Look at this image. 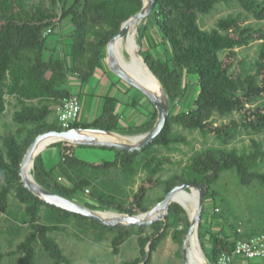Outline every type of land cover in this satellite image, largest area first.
<instances>
[{"label":"trees","instance_id":"16d2710c","mask_svg":"<svg viewBox=\"0 0 264 264\" xmlns=\"http://www.w3.org/2000/svg\"><path fill=\"white\" fill-rule=\"evenodd\" d=\"M220 1L157 0L152 13L140 23V53L165 87L171 103L166 126L153 141L142 149L129 150L59 140L51 145L58 152L57 162L48 167L44 154L39 153L33 167L36 180L50 190L91 208L130 214L149 210L147 192L160 184H164L165 193L159 201L181 182L205 184L208 191L199 235L204 249L203 237L211 235V252L206 254L213 264H218L217 258L222 252H231L238 239L264 231V227L258 232L241 231L225 218L220 230L204 229L205 209L209 200H215L219 194L216 182L224 171L235 170L244 184L257 180L264 186V169H260L264 168V25H246L239 16L230 15L220 18L215 27L204 28L200 16L211 12ZM237 1L260 20L264 19V0ZM143 6L144 0H73L71 3L68 0H0V115L14 99L20 105L14 113L19 128L0 130V214L10 217L11 234L20 235L24 228L29 229L16 251L8 253L20 254L18 264H39V249L52 258L50 264H74L52 235L54 231L64 230L72 217L86 229H95L100 240L107 232H112L116 253L138 233L141 255L121 264L143 262L148 247L150 257L144 264H151L154 252L170 228H174V240L181 245L184 243L190 218L188 210L178 201L171 203L165 219L149 225H108L47 202L25 186L20 174L23 158L35 137L48 129H64L58 107L64 97L76 94L71 79L90 80L105 62L110 39ZM66 18L73 26L68 34L69 42L63 43V36L58 34L56 42L50 43L49 36L60 29L61 21ZM49 27L53 31L45 35ZM254 40L261 41L257 69L251 72L246 61L238 59L237 48ZM161 45L164 56L156 50ZM192 83L197 94L192 105L185 107V97ZM139 103L137 99L131 105ZM119 104V98L106 95L102 110L94 120L86 122L80 118L71 127L138 134L149 131L158 118L154 106L146 122L123 125ZM235 111L240 112V120L216 121L217 114L226 116ZM55 112L57 119L49 120ZM176 124L200 130L204 135L212 134L222 146L196 151L181 172L162 179L157 174L163 170L166 158L158 154V146L171 148L174 143L186 141ZM241 126L258 135L263 132V138L253 139L247 149L229 147ZM79 146L109 148L114 151V158L102 162L85 160L76 153ZM142 168L147 170V176L136 190H129ZM12 194L22 211L11 209ZM149 226L152 232H148ZM6 255L0 247V264Z\"/></svg>","mask_w":264,"mask_h":264},{"label":"rangeland","instance_id":"374dc122","mask_svg":"<svg viewBox=\"0 0 264 264\" xmlns=\"http://www.w3.org/2000/svg\"><path fill=\"white\" fill-rule=\"evenodd\" d=\"M72 1L73 0H68V3H71ZM230 15L239 16L246 25H251L253 27H262L264 25V19L260 20V18L257 17L253 12L243 8V6L237 0H221L211 12L200 16V23L204 28L210 29L217 25V21L220 18ZM140 26L141 24H138L139 30H137V41L139 49L141 50L142 44L140 41ZM72 29L73 26L70 19H63L61 21L60 29H58L56 33L49 36L51 41L50 43L56 42V39L59 36L58 34L63 36V43H68L70 39L68 34ZM260 41L261 40H254L248 45L237 48L238 59H244V61H246L247 68L251 72H255L257 69L256 62L259 57ZM156 50L160 55L164 56L165 50L162 45L157 47ZM108 76L117 84H125L126 86L131 87V91L135 92L137 95V97H135L134 93H130L129 96L131 103L137 99H140L141 97L144 98L146 96L142 90L129 84L127 81H124L113 71H109L106 76H101L100 73H97L88 83L84 84V89L88 90V94L85 91H80L82 103H84L81 118L84 121L90 122L96 117V115H99L101 107L97 111L95 108V103L98 99L97 95L99 94L98 90L100 88L102 90L101 95H103L105 92L108 93L111 90V87H109L107 84ZM98 84L99 87L96 90ZM196 89L197 88L194 83L190 84L188 94L186 95L185 102L183 104L185 107H190L192 105L197 94ZM75 92H78V90ZM254 103H256V101ZM138 106L141 107L140 109L142 112L148 115V112L146 111L147 109L144 106H141L140 103ZM19 108L20 105L18 101L14 99L12 104L9 105L8 110L4 114L0 115L1 131L10 129L16 130L19 128L20 124L15 121L14 117L15 111ZM240 115L241 114L238 111L226 116L217 114L216 121L220 123L228 122L232 119L240 120ZM57 116L58 113L55 112L49 116V120H55L57 119ZM124 118L125 119H123L122 122L123 125H131V123L133 125L138 124V119H132L130 111L124 115ZM175 127L181 135L186 137V141L174 143L172 144L171 148L160 145L158 146V154L166 158L163 170L157 174V176L161 177L162 179L181 172L183 167L190 161L192 155L196 151L211 146H222V143L212 134L204 135L200 130L188 129L178 124H176ZM119 135L123 140L127 141H139L141 139L140 137H129L136 134L121 133ZM262 138L263 132L258 135L251 132L244 126H241L239 134L228 146H236L240 150H243L249 148L252 145L253 139ZM54 142L56 141H51L40 152L44 154L48 167L54 165L58 160V152L55 147L51 146ZM76 153L79 155V157L92 162H102L104 160H112L114 158V151L110 150L109 148H102L99 146H79L76 148ZM260 169L263 170L264 168L261 167ZM146 176L147 170L142 168L136 174L134 181L130 187H128V189L130 190L132 188L136 190L141 181ZM216 188L219 194L216 196L215 200H209V204L207 205L204 212V229H208L210 231L220 230L223 221L226 220L230 223H233V225L240 227L241 231L245 232H248L250 229L254 230V232H258L264 227V186L260 184L259 181L254 180L250 184H244L241 182L235 170L229 169L224 171L221 178L216 182ZM164 193V184H160L147 192L146 204L150 207V209L159 202V197ZM189 193L197 198V191H194V193ZM130 200H132V198H130ZM10 202L11 209L13 211H22L19 201L16 199L14 194L10 195ZM216 207L219 209H216ZM107 210L124 213L115 209ZM220 214H223L224 216L220 217ZM0 222L2 228V232L0 233V247L7 253L2 264H18V258L20 254L15 253L9 255L8 253L16 251L18 243L24 239L29 229L24 228L20 235L14 233L11 234L9 231L11 220L6 214H0ZM230 228L232 227L230 226ZM152 230L153 228L149 226L148 232H152ZM173 230L174 228H170L169 234L154 252L151 264H185L183 245L174 240ZM198 230V241L201 248H203ZM52 235L61 244L64 252L73 259L74 264H121L127 261L135 260L141 255L138 233L134 234L128 241L124 242L121 246L120 252L116 253L112 246V232H107L104 235V238L100 240L97 238L95 229H86L84 226L80 225L79 220L74 217H72L71 221L67 223L64 230L54 231ZM203 238V242L206 247V249L203 248V252L207 259V264H213L211 259L206 254L211 252V235L206 234V236ZM38 253L39 264H50L52 262V258L43 249H39ZM244 259L246 263L236 262L234 260L235 262L233 261L232 264H264L263 257ZM189 260L191 264H201V262H198L194 258L190 242Z\"/></svg>","mask_w":264,"mask_h":264},{"label":"water","instance_id":"95a60500","mask_svg":"<svg viewBox=\"0 0 264 264\" xmlns=\"http://www.w3.org/2000/svg\"><path fill=\"white\" fill-rule=\"evenodd\" d=\"M156 2L157 0H144L143 8L122 24L121 30L113 38L110 39L107 46V63L110 69L116 74H118L123 80L127 81L129 84L142 90L144 94L147 96V98L152 101V103L158 110V118L154 126L147 132L136 134L134 136H129L134 138L140 137L141 139L139 141L104 139L101 138L99 134H110V133H119V132L112 131L109 129L96 128V127H89V128L71 127L62 130L48 129L37 135L35 139L32 141L21 163L20 174L22 176V180L25 186L29 188L32 192H34L36 195L45 199L47 202L60 206L69 211L81 213L83 215L92 217L108 225H122V224L149 225L157 220L165 219L166 215L170 210V205L173 201H178L187 209L186 205L183 202L175 199V194L177 191L183 189L185 191L194 193V190H196L198 192L197 212L194 216H191L189 213L190 227L185 236L183 243L185 264H189L187 258V253L189 248L188 240H189V236L196 229L199 228V224L202 218L204 201H205L206 193L208 191V188L205 184L195 181L181 182L178 185H176L173 189L168 191L165 197L162 200H160L155 206H153L151 209L145 212L138 214L117 212L116 215L113 217H104L98 213L100 209L91 208L79 202L76 199L70 198L58 192L50 190L41 183H39L34 175L32 178H30L27 173V166L29 165V163L32 161L34 163L35 157L41 152L39 150L41 144L47 138L50 137H54V136L58 137V140L56 141L68 140L77 144L108 145V146H116L121 149L136 150V149H142L144 146H146L151 141H153L156 138V136H158L163 131L164 127L166 126L168 115L170 113V108H171L170 97L165 87L162 85V90L160 94L151 92L150 91L151 89L138 76L133 74L129 68L123 65L115 55V42L117 38L121 36H125L130 31L131 27H133L135 24H140L143 19L147 18L152 13L156 5ZM137 30H139V27ZM140 56L143 58L144 62L148 65L147 61L145 60V58L141 53ZM149 257H150V249L148 247L144 261L139 264H144L149 259Z\"/></svg>","mask_w":264,"mask_h":264},{"label":"bare ground","instance_id":"6f19581e","mask_svg":"<svg viewBox=\"0 0 264 264\" xmlns=\"http://www.w3.org/2000/svg\"><path fill=\"white\" fill-rule=\"evenodd\" d=\"M137 27L138 24H135L131 27L130 31L125 35L117 38L115 42V55L120 60V62L129 68L133 74L138 76L151 90V92H155L157 94L161 93L162 83L159 78L152 72L150 67L144 62L143 58L139 55V46L137 41ZM142 59V62L140 60ZM101 138L104 139H114V140H123L119 133H110V134H99ZM137 138V137H136ZM58 140V137H50L47 138L40 146V151L44 149L51 141ZM127 141V140H123ZM33 161L29 163L27 166V173L30 178L33 177ZM198 198V192L196 193ZM197 198H195L188 191L183 189L179 190L175 194V199L183 202L191 216H194L197 212ZM99 214L104 217H113L117 212L112 210H99ZM198 229H196L190 236L189 242L191 243V249L194 255V258L201 262V264H207V259L204 254V250L201 248L198 241ZM188 262L189 260V248L187 253ZM193 260V259H192Z\"/></svg>","mask_w":264,"mask_h":264},{"label":"built area","instance_id":"2783aa9c","mask_svg":"<svg viewBox=\"0 0 264 264\" xmlns=\"http://www.w3.org/2000/svg\"><path fill=\"white\" fill-rule=\"evenodd\" d=\"M52 31L53 28L49 27L45 31V35H49ZM82 111L83 103L80 95L71 94L64 97L58 107L59 120L63 128H70L76 120L81 118ZM237 256L243 258H264V231L249 238L238 239L231 252L224 251L219 255L217 263L232 264Z\"/></svg>","mask_w":264,"mask_h":264},{"label":"crops","instance_id":"0c3cea01","mask_svg":"<svg viewBox=\"0 0 264 264\" xmlns=\"http://www.w3.org/2000/svg\"><path fill=\"white\" fill-rule=\"evenodd\" d=\"M109 71H112V70L110 69V67H109V65L107 63V59L105 58V62H103L101 67L98 68L95 71L94 75L97 74V73H100L101 76H106ZM94 75L90 78V80L94 77ZM88 82H83L82 80L74 77V78L71 79L72 90L74 92L76 90H78V92H75L78 95L80 94V91H85L88 94V90L84 89V86H85L84 84L88 83ZM107 82H108L107 84L109 85V87H111V90L108 93L105 92L103 95H101V92H102L101 88L98 90V92H99V94L97 95L98 99L96 100V103H95V108H96L97 111H98V109H100V107H101V110H102L104 97L106 95H109V96L117 97L121 101V104H119L118 109H119V111L122 112V122H123V119H125L124 115L126 113H128L129 111L131 113L132 119H134V118L138 119V124H134V125L142 124V123L146 122L149 119L150 112L154 110V104L151 103L152 101L150 99H148L146 96L144 98L141 97L139 99L140 100V105L144 106L147 109L146 110L148 112V115H147V114H145L144 112L141 111V109H140L141 107L138 106L139 104H137L136 106H132L131 105V100H130V96H129L130 93H134L135 97H137V95H136L135 92L131 91L132 89H131L130 86H126L125 84L124 85L117 84L113 80H111V78L109 76L107 78ZM99 84L97 85L96 90L98 89ZM126 107H128V108H126ZM83 108H84V103H83ZM101 110H100V112H101ZM96 116H98V115H96ZM131 125H133V124L131 123ZM234 260L236 262H244V263H246L245 259L243 257H240V256L235 257Z\"/></svg>","mask_w":264,"mask_h":264}]
</instances>
